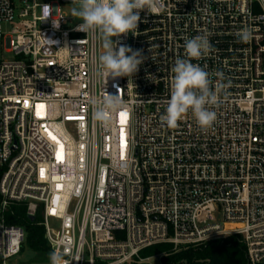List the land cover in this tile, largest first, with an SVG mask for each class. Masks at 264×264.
<instances>
[{
  "label": "built area",
  "instance_id": "2783aa9c",
  "mask_svg": "<svg viewBox=\"0 0 264 264\" xmlns=\"http://www.w3.org/2000/svg\"><path fill=\"white\" fill-rule=\"evenodd\" d=\"M71 3L0 0V49L11 55L0 59V213L14 203L40 213L51 253L70 264H140L156 245L230 236L242 238L248 264H264V0H162L158 14L140 11L137 31L113 40L144 62L107 83L102 38L77 30ZM245 28L252 39L241 42ZM197 35L212 50L192 62L230 87L211 127L189 112L168 128L171 68ZM104 90L127 105L108 127L92 115ZM26 237L0 217V264H17Z\"/></svg>",
  "mask_w": 264,
  "mask_h": 264
},
{
  "label": "clouds",
  "instance_id": "9594fccd",
  "mask_svg": "<svg viewBox=\"0 0 264 264\" xmlns=\"http://www.w3.org/2000/svg\"><path fill=\"white\" fill-rule=\"evenodd\" d=\"M70 16L81 21L77 30L84 33H99L102 38L103 54L98 58L100 75L113 80L119 77H131L139 70L145 57L142 50H133L126 45H117L113 37L135 33L140 22V11L147 10L156 15L163 11L162 0H72ZM44 14L48 17L52 8L44 5ZM58 27V22H55ZM241 42L252 39L250 29L237 33ZM79 43V42H78ZM185 57L177 58L171 68L173 76L170 82V98L161 122L168 128H176L178 121L191 113L201 129L212 126L216 112L212 107L218 103V94L230 87L223 83V74L218 73L220 80L213 83L211 74L193 60H199L212 50L207 36L197 35L186 39ZM115 86V85H114ZM120 93L121 89L117 88ZM127 108L121 94H109L104 90L102 99L93 102V119L101 126L108 127L115 113ZM51 264H70L65 253L53 251L49 256Z\"/></svg>",
  "mask_w": 264,
  "mask_h": 264
},
{
  "label": "trees",
  "instance_id": "16d2710c",
  "mask_svg": "<svg viewBox=\"0 0 264 264\" xmlns=\"http://www.w3.org/2000/svg\"><path fill=\"white\" fill-rule=\"evenodd\" d=\"M1 216L7 225L20 226L25 230L27 237L21 254L29 250L34 254L32 263H49L51 251L45 239L44 229L39 225L40 213L36 215L33 222L28 216V205L14 203L6 212L0 213ZM151 249L158 255H164L165 264H197L201 260L213 263L248 264L246 248L240 236H230L179 253H175L172 245L161 244L142 251L140 255H145Z\"/></svg>",
  "mask_w": 264,
  "mask_h": 264
},
{
  "label": "rangeland",
  "instance_id": "374dc122",
  "mask_svg": "<svg viewBox=\"0 0 264 264\" xmlns=\"http://www.w3.org/2000/svg\"><path fill=\"white\" fill-rule=\"evenodd\" d=\"M66 12L68 14H70V10H66ZM77 22H81L80 20H78ZM12 31L11 26H5L4 27V32L7 35H10ZM4 58V60H8L11 58L10 54H5L4 51L2 49H0V59ZM217 221L220 223L222 222V218L218 217ZM174 249V248H173ZM175 253H179L181 251H186V250H175ZM164 255H158L155 252H153V250H148L146 252L145 255H140V259H142L143 262H140V264H165V261L163 260ZM34 258V254L31 251H26L25 253L21 254L19 257L15 258V261L17 264H35L32 263V260ZM200 262H205L203 260H201ZM207 262V261H206Z\"/></svg>",
  "mask_w": 264,
  "mask_h": 264
},
{
  "label": "water",
  "instance_id": "95a60500",
  "mask_svg": "<svg viewBox=\"0 0 264 264\" xmlns=\"http://www.w3.org/2000/svg\"><path fill=\"white\" fill-rule=\"evenodd\" d=\"M14 149H16V146H14ZM31 221H35V217H30Z\"/></svg>",
  "mask_w": 264,
  "mask_h": 264
}]
</instances>
